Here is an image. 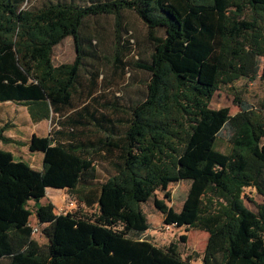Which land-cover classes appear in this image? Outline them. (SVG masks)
Wrapping results in <instances>:
<instances>
[{"label":"trees","instance_id":"obj_1","mask_svg":"<svg viewBox=\"0 0 264 264\" xmlns=\"http://www.w3.org/2000/svg\"><path fill=\"white\" fill-rule=\"evenodd\" d=\"M26 1L0 0V102L27 105L34 120L50 112L61 120L26 142L45 153L41 170L0 147V264H191L176 243L141 240L149 228L141 204L151 198L164 223L208 233L200 264H264V199L257 211L243 200L247 187L264 198V95L257 107L239 100L235 114L209 105L221 84L264 81V0ZM123 10L146 25L152 49L135 63L149 73L144 99L113 120L88 102L73 107V93L82 56L91 54L84 19L113 15L119 36ZM67 36L75 58L54 65L53 48ZM87 126L96 140L82 139ZM6 127L0 141L18 143ZM94 154L113 170L98 189ZM181 180L189 187L176 211L155 192L168 198L169 184ZM47 187L91 207L56 213L40 202Z\"/></svg>","mask_w":264,"mask_h":264},{"label":"rangeland","instance_id":"obj_2","mask_svg":"<svg viewBox=\"0 0 264 264\" xmlns=\"http://www.w3.org/2000/svg\"><path fill=\"white\" fill-rule=\"evenodd\" d=\"M48 0H27L26 6H39ZM56 1V0H53ZM74 1L79 4H87L92 0H63ZM98 1V0H96ZM123 22L119 36L115 33L113 15H99L84 19L81 34L89 37L90 41L83 40V48L91 54H83L82 65L79 70V85L73 93V107H78L88 102L98 113H105L111 118H128L130 109L146 95L145 82L149 78V73L136 66V61H146L151 52V43L147 38V27L132 10H123ZM162 34L161 30L157 31ZM76 52L73 39L65 37L56 44L52 51V62L59 65L65 62H72ZM261 73V68L259 70ZM234 87L228 84H221L210 100V107L219 108L227 106L230 114L240 111L238 101L241 100L250 106L257 107L264 95V81L256 78L253 81L241 77L234 82ZM71 109V108H70ZM61 114L50 112L49 116L39 120H34L27 105L14 103L11 101L0 103V127L8 124L4 130V135H10L18 143L1 142L3 149L11 150L16 157L32 160L26 142L31 134L45 135L51 130L59 127ZM84 133L82 139L96 140L100 133L94 131L92 126L82 127ZM227 130L224 128L218 134L219 139L227 138ZM264 141V137H263ZM223 148V146H221ZM34 153V152H33ZM33 162L38 164V156L43 160L45 153L35 152ZM102 154V153H100ZM38 155V156H37ZM97 179L91 186L98 189L99 183L105 180L113 170L109 160L94 154ZM40 163V160H39ZM189 187L188 180H181L170 183L167 192L169 197H164V192L157 190L156 198L164 199L168 206L179 211L186 192ZM50 197H53L50 195ZM65 201L73 199L76 206L69 210L75 212L88 210L81 206L82 200L77 194L64 191L61 196ZM263 196L255 188L247 187L244 190V203L251 210L257 211V204L263 201ZM63 206V205H62ZM33 208V203H29ZM61 207V206H60ZM59 207V208H60ZM59 208L56 210L59 211ZM145 213L149 228L142 234L141 240H146L150 244L158 247H166L170 243L177 244V251L191 264H200L201 256L204 252L207 235L205 230L200 228H186L177 226H167L163 222V213L157 209L153 199H149L141 204ZM92 207L89 212L93 211ZM185 236L182 240L181 236ZM36 237V236H35ZM44 241L42 236L36 237ZM100 264V263H99ZM105 264V261L102 262Z\"/></svg>","mask_w":264,"mask_h":264},{"label":"crops","instance_id":"obj_3","mask_svg":"<svg viewBox=\"0 0 264 264\" xmlns=\"http://www.w3.org/2000/svg\"><path fill=\"white\" fill-rule=\"evenodd\" d=\"M4 102H8V101H4ZM0 103H2V102H0ZM46 135V134H45ZM6 136H8V137H11L12 138V136H10V135H6ZM30 138V137H29ZM28 141V140H27ZM0 147L1 148H3L2 147V145H1V142H0ZM26 147H27V145H26ZM5 149V148H4ZM28 149V148H27ZM5 150H9V149H5ZM9 151H11V150H9ZM29 151V150H28ZM12 152V151H11ZM35 152H39V151H35ZM34 152V153H35ZM13 153V152H12ZM29 153L30 154H32V160H30V159H25V158H21V157H16L15 155H14V153H13V155H14V157H15V159H22V160H24V161H26L27 163H29V165L30 166H32L33 168H35V169H37V170H41L42 169V159L40 158V156H38V164H35L34 162H33V159H35L34 157L35 156H33V155H35L33 152H31V151H29ZM39 160H40V163H39ZM64 191H67L66 189H59V188H53V187H47V189H46V192H45V197H43L41 200H40V202H46V201H51L54 205H55V207H56V209L57 208H59L60 206H62L63 204H62V200H61V196H62V193L64 192ZM50 195L51 196H53V197H50ZM30 202H32L33 203V201H30ZM66 202V201H65ZM65 202H64V204H65ZM81 206H83V207H88V208H90L91 206H87L86 204H85V202L84 201H82V203H81ZM56 213H59V211H57L56 210ZM31 223L32 224H37V220H36V217H34V216H32V219H31ZM36 237H38V235H35ZM35 237V238H36Z\"/></svg>","mask_w":264,"mask_h":264},{"label":"built area","instance_id":"obj_4","mask_svg":"<svg viewBox=\"0 0 264 264\" xmlns=\"http://www.w3.org/2000/svg\"><path fill=\"white\" fill-rule=\"evenodd\" d=\"M76 206L75 204V201L73 199H69L65 202V204H63V206H61L59 208V213H66V212H69V210H71L72 208H74ZM167 226H172V225H168ZM32 233L34 235H37L38 234V227L37 226H33V229H32Z\"/></svg>","mask_w":264,"mask_h":264}]
</instances>
